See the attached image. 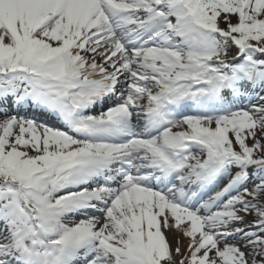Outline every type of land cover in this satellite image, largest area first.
<instances>
[{"label": "snow or ice", "instance_id": "snow-or-ice-1", "mask_svg": "<svg viewBox=\"0 0 264 264\" xmlns=\"http://www.w3.org/2000/svg\"><path fill=\"white\" fill-rule=\"evenodd\" d=\"M0 264H264V0H0Z\"/></svg>", "mask_w": 264, "mask_h": 264}, {"label": "rangeland", "instance_id": "rangeland-1", "mask_svg": "<svg viewBox=\"0 0 264 264\" xmlns=\"http://www.w3.org/2000/svg\"><path fill=\"white\" fill-rule=\"evenodd\" d=\"M221 26H223V25H221ZM234 52H235V50L232 49L229 55H231V53H232V55H234V54H235ZM229 58H230V57H229ZM238 103L241 104V105H247L248 101L245 99V100H240V101H238ZM38 119H40V120H42V121H44V122H46V123H48V124H50V125L58 126V125L56 124L57 122H56L53 118H49V117H48V118L43 119L42 117H39V115H38ZM89 214H90V213H89ZM74 218H75V219H80V218H83V215H78V216H76V217H74ZM173 235H174V233H173ZM187 244H188L187 239H184L183 244H182V246H181V251H184V250L186 249Z\"/></svg>", "mask_w": 264, "mask_h": 264}, {"label": "bare ground", "instance_id": "bare-ground-1", "mask_svg": "<svg viewBox=\"0 0 264 264\" xmlns=\"http://www.w3.org/2000/svg\"><path fill=\"white\" fill-rule=\"evenodd\" d=\"M172 235H173V234H169V238H170V239L172 238Z\"/></svg>", "mask_w": 264, "mask_h": 264}]
</instances>
